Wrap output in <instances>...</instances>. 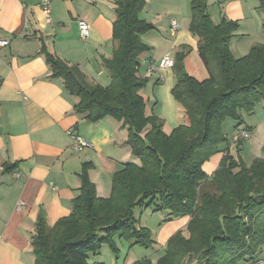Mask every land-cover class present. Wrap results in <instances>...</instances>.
Returning a JSON list of instances; mask_svg holds the SVG:
<instances>
[{
  "label": "trees",
  "instance_id": "trees-1",
  "mask_svg": "<svg viewBox=\"0 0 264 264\" xmlns=\"http://www.w3.org/2000/svg\"><path fill=\"white\" fill-rule=\"evenodd\" d=\"M258 1L264 13V0ZM143 7V0L116 2L112 23L116 47L111 59L103 61L111 79L108 87L88 82L76 66L43 48L51 76L63 80L75 99L74 111L89 123L111 117L127 126L125 144L139 164L127 163L113 175L108 198L97 196L85 166L70 214L52 226L43 216L37 219L34 264H87L89 254L103 245L117 256L116 237L150 246L151 236L137 228L133 208L155 198L156 209L169 211L173 218L190 217L188 235H172L157 264H186L185 258L195 259L192 255L206 264H240L256 259L264 247V158L246 167L224 152L210 177L202 170L226 142L223 121L232 119L240 125L242 115L264 102V44L235 58L229 43L237 24H213L205 0H192L189 30L197 38L198 58L207 77L198 80L184 70L188 52L175 54L171 94L185 123L166 133L162 120L148 114L142 95L147 81L139 76V67L149 47L140 37L152 29L138 17ZM134 264L153 263L141 259Z\"/></svg>",
  "mask_w": 264,
  "mask_h": 264
},
{
  "label": "crops",
  "instance_id": "crops-1",
  "mask_svg": "<svg viewBox=\"0 0 264 264\" xmlns=\"http://www.w3.org/2000/svg\"><path fill=\"white\" fill-rule=\"evenodd\" d=\"M117 1L54 0L52 23L47 24L37 0H0V38L9 42L0 48V264H34L32 239L37 219L43 216L52 226L70 214L85 166L97 196L108 198L113 175L133 162L131 149L125 144L128 127L111 117L89 123L77 114L75 99L63 80L51 76L43 53L44 48L69 66H76L88 82L108 87L111 79L103 61L111 59L116 47L112 23ZM143 1L138 17L152 26L140 37L149 47L139 67V76L147 81L142 95L148 111L166 103L175 84L173 69L149 72L151 65L164 56L174 58L180 51L195 54L197 38L189 30L192 0ZM205 4L213 24H237L229 43L235 58L246 56L254 45L264 44V13L258 0H205ZM80 20L89 28L85 41L79 38ZM247 115V123L236 124L232 136L245 129L250 137L223 144L221 152L210 158V165L202 167L207 176L217 170L224 152L246 167L264 158V102ZM163 129L171 131L164 121ZM70 134L81 136L91 148L73 150ZM233 143L241 147L235 154ZM19 201L25 204L23 209H18ZM177 219L172 217L165 225L173 227ZM189 220V216L183 217L178 227L164 235L160 257L168 239L179 228L185 229ZM119 241L115 239L119 255L113 261L111 252L109 264H134L137 260L129 257L131 250L119 259ZM101 257L100 252L89 255L87 264H102ZM254 257L264 259V247ZM249 260L240 264H250Z\"/></svg>",
  "mask_w": 264,
  "mask_h": 264
},
{
  "label": "rangeland",
  "instance_id": "rangeland-1",
  "mask_svg": "<svg viewBox=\"0 0 264 264\" xmlns=\"http://www.w3.org/2000/svg\"><path fill=\"white\" fill-rule=\"evenodd\" d=\"M197 55H198L197 51L195 52V54H190V52H189V54H187V56L183 62V66H184V70L187 73H189L190 75H192L193 77H195L198 80H202V79L206 78V73L200 64ZM246 55H248V54H246ZM145 60L146 59H142L141 64H143V62ZM170 72H171V74L174 75V72L172 70H170ZM170 94H171V90H170ZM170 99H171V101H170ZM152 109L153 110H151V108H150L147 111L148 114H153L157 118L162 120V122L164 121L165 124H167V125L169 124L171 130L173 128L180 126V125H183L185 123L184 112H183L182 108L176 103L172 94H171V97H169V99L166 100V103L165 102L163 104L159 103L158 105L154 106V108H152ZM242 117H243V119H242L243 122L240 125L247 123L246 121H247L249 116L247 114H244V115H242ZM236 124H237V121H234L232 119H226L223 121L222 126H221V130H222L223 136L226 137V142L224 143V145L225 144L226 145L231 144L232 139H233V136H232L233 132L232 131L234 130V127L236 126ZM233 144H235V148L233 151V154H235L238 147H240V146L237 143H233ZM240 149H241V147L239 148V150ZM210 158L207 159L203 163L202 167L204 165L207 167L210 165V163H211ZM132 163L137 164V163H139V160L133 156V162ZM205 170H206V173L210 174L209 168H205ZM215 171L216 170H214V172ZM157 204H158V202H157L156 198L153 200V202H151V199H147L143 203V205L136 206L133 208V218L135 220L137 228L138 229H145L146 231H148L150 236H151L152 243L150 246H143L140 244H135L134 241H125L124 239H120L121 241H119L120 243H118V246L121 250V255L119 257L120 260H123V258L127 254L128 250H131L129 257L130 258L132 257L134 261H136V260L138 261L139 259L145 258V259L150 260L153 264H157V262L160 258L159 253L162 250V242H161L162 238L164 237V235L167 232L171 231L174 226L178 227L179 222L181 224L182 218H183V217L178 218L175 221L177 223L173 227L168 228V226H166L165 224H168L169 220H172V217L169 215V211L164 210V209H156ZM177 232H181L182 234L185 233V235H186L187 234V226L185 229L179 228V230H177L176 233ZM115 239L117 240L119 238L116 237ZM121 244H122V246H121ZM100 250L97 253L100 252L102 254L101 263L102 264H109L110 259L107 256L108 255L110 256V254H111L110 248L106 245H103V246H101ZM89 255H92V254H89ZM118 255H119V251H118ZM113 256H114V258H112V260L115 261L117 256L114 254H113ZM192 257L196 259V258H198V255H192ZM195 259H193V260H195ZM193 260L188 261V258L184 259L186 264H206V260H203L201 262H199L198 259H197L198 260L197 262H196V260L195 261H193Z\"/></svg>",
  "mask_w": 264,
  "mask_h": 264
},
{
  "label": "built area",
  "instance_id": "built-area-1",
  "mask_svg": "<svg viewBox=\"0 0 264 264\" xmlns=\"http://www.w3.org/2000/svg\"><path fill=\"white\" fill-rule=\"evenodd\" d=\"M54 0H37V5L40 8L41 12L45 16V22L51 24V9L52 3ZM172 29L176 28L174 22H172ZM78 32L79 38L83 41L89 38V28L88 25L83 21H78ZM9 42L3 38H0V48L8 46ZM174 66V58L169 56L162 57L156 64H152L149 72L154 71L155 69H172ZM250 137V132L245 129H239L236 131L233 140L237 142L239 140H245ZM71 147L75 151H82L87 148H91V144L86 141L84 138L77 134H70ZM15 177H18L17 174H14ZM25 204L22 201L18 202V209H23ZM250 264H264V259H254Z\"/></svg>",
  "mask_w": 264,
  "mask_h": 264
}]
</instances>
